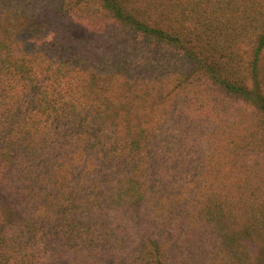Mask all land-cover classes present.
<instances>
[{"label":"trees","instance_id":"obj_1","mask_svg":"<svg viewBox=\"0 0 264 264\" xmlns=\"http://www.w3.org/2000/svg\"><path fill=\"white\" fill-rule=\"evenodd\" d=\"M0 264H264V0H0Z\"/></svg>","mask_w":264,"mask_h":264}]
</instances>
